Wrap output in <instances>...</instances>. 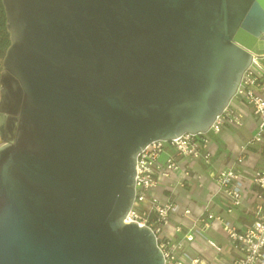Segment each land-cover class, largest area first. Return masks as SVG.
I'll return each mask as SVG.
<instances>
[{
	"label": "water",
	"instance_id": "water-1",
	"mask_svg": "<svg viewBox=\"0 0 264 264\" xmlns=\"http://www.w3.org/2000/svg\"><path fill=\"white\" fill-rule=\"evenodd\" d=\"M2 4L0 264H164L122 220L137 152L209 129L264 55V0Z\"/></svg>",
	"mask_w": 264,
	"mask_h": 264
},
{
	"label": "built area",
	"instance_id": "built-area-1",
	"mask_svg": "<svg viewBox=\"0 0 264 264\" xmlns=\"http://www.w3.org/2000/svg\"><path fill=\"white\" fill-rule=\"evenodd\" d=\"M263 80L264 67L253 58L236 92L207 131L155 139L137 152L134 197L122 220L152 229L164 264H264V149H256L261 157L252 170L244 165L250 148L264 144ZM247 104L252 107L254 132L229 157L218 161L209 134H220L232 123L242 124L239 105ZM187 181L203 191L201 209L184 207L182 218L174 221L176 191ZM161 191L168 192L165 198ZM248 213L250 221L237 226L233 218ZM216 223L223 227L229 249L237 250L230 258L207 235Z\"/></svg>",
	"mask_w": 264,
	"mask_h": 264
},
{
	"label": "crops",
	"instance_id": "crops-1",
	"mask_svg": "<svg viewBox=\"0 0 264 264\" xmlns=\"http://www.w3.org/2000/svg\"><path fill=\"white\" fill-rule=\"evenodd\" d=\"M244 114H245V118L243 119L242 124L233 125L238 130L241 131L243 138L242 136H239L233 129H231L232 125L229 126V129H225L219 134V138L224 144L223 149L219 150V145L216 139L211 138L210 146L216 152V157L218 161H220L225 155L229 157L231 150L235 149L240 141L246 139L254 132L255 123L253 116L246 115V112H244ZM258 145L261 146L258 147ZM260 148L264 149V144H257L256 147L250 148V153L244 162L245 167L248 168L249 170H252L255 167L258 160L260 159L261 155L256 151V149H260ZM167 194H168L167 191L163 192V194L161 191L162 197L166 196ZM202 197H203V191L199 190L196 187L194 181H187L185 187H178L175 196V205L171 213L172 219L174 221L180 220L182 218L181 213L184 207H190L192 210L199 211L202 205L201 204ZM250 216L251 214L248 213L241 215L236 219L233 218V220L237 226H242L245 222L250 221ZM207 235L214 238L218 243H220L225 248L226 250L225 253L227 257L230 258L232 255L237 253L236 249L234 248L229 249L226 233L223 227L221 226V224L216 223V226H214L209 231H207Z\"/></svg>",
	"mask_w": 264,
	"mask_h": 264
},
{
	"label": "rangeland",
	"instance_id": "rangeland-1",
	"mask_svg": "<svg viewBox=\"0 0 264 264\" xmlns=\"http://www.w3.org/2000/svg\"><path fill=\"white\" fill-rule=\"evenodd\" d=\"M0 2H1V6H2V8L0 10V18H1V21H0V45H1V47H0V73H1V71L3 69V56L5 54L7 46L10 44V33H9V31L7 29V26H6V16H5V11H4V7H3V4H2V0H0ZM258 58H259V61H260L261 65L264 67V55L263 56H258ZM254 67H258V65L255 64ZM259 68L260 67H258V69ZM260 70H262V69H260ZM263 82H264V80L262 81V83ZM247 86H249V85H247ZM252 88H255V87H252ZM239 106L242 109L241 111H242V114H243V117H240V119H244L245 118L244 112H246V115H250V116L252 115L253 116L252 107H251L250 104L239 105ZM248 118H250V117H248ZM230 125H232L231 129H233L239 136H242V138H243V135H242L241 131L238 130L235 126H233V125H237V124H235V123L233 124L232 123ZM209 136L211 138L216 139V141H217V143L219 145V150L224 148V144L221 141V139L219 138V134L216 135V134L211 133V134H209ZM0 145H2L1 139H0ZM260 146L261 145H258V147H260ZM251 153H254V152H251ZM251 218H252V216H250V219Z\"/></svg>",
	"mask_w": 264,
	"mask_h": 264
},
{
	"label": "bare ground",
	"instance_id": "bare-ground-1",
	"mask_svg": "<svg viewBox=\"0 0 264 264\" xmlns=\"http://www.w3.org/2000/svg\"><path fill=\"white\" fill-rule=\"evenodd\" d=\"M254 59H255L256 62L260 63L259 58H258V56L256 54L254 55Z\"/></svg>",
	"mask_w": 264,
	"mask_h": 264
},
{
	"label": "trees",
	"instance_id": "trees-1",
	"mask_svg": "<svg viewBox=\"0 0 264 264\" xmlns=\"http://www.w3.org/2000/svg\"><path fill=\"white\" fill-rule=\"evenodd\" d=\"M1 8H2V6H1V2H0V10H1ZM0 21H1V18H0ZM3 44V43H2ZM0 47H1V45H0Z\"/></svg>",
	"mask_w": 264,
	"mask_h": 264
}]
</instances>
